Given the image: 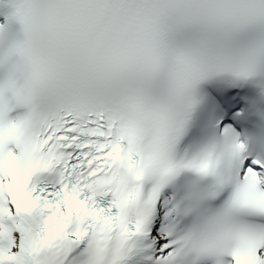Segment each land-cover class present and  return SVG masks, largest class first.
<instances>
[{"label":"snow or ice","instance_id":"snow-or-ice-1","mask_svg":"<svg viewBox=\"0 0 264 264\" xmlns=\"http://www.w3.org/2000/svg\"><path fill=\"white\" fill-rule=\"evenodd\" d=\"M0 264H264V0H0Z\"/></svg>","mask_w":264,"mask_h":264}]
</instances>
